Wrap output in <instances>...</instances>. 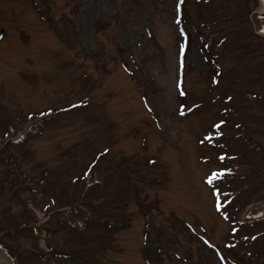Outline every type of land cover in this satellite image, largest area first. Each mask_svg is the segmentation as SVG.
<instances>
[{"label":"rangeland","instance_id":"obj_1","mask_svg":"<svg viewBox=\"0 0 264 264\" xmlns=\"http://www.w3.org/2000/svg\"><path fill=\"white\" fill-rule=\"evenodd\" d=\"M234 1L246 3L184 0L182 23L191 42L180 63L177 0H0V182L7 167L17 178L0 189V228L29 222L0 237L16 264H231L214 255L226 250L231 228L214 191L227 198L233 189L236 201H248L237 215L241 225L250 223L248 216L264 217V161L257 147H264V136L220 143L219 150L232 154L234 146L249 144L248 154L261 162L254 175L244 164L228 166L213 188L206 179L221 165L205 134L220 119L222 103L212 101L231 66L237 62V73L247 71L233 88L241 91L256 64L252 52L248 65L224 60L225 74L212 87L199 35H219L198 25L214 13L225 16ZM251 8L247 22L216 26L228 44L254 29L264 47V0ZM98 19L104 24L97 32ZM256 126L264 133V121ZM5 127L25 139L4 143L10 137H1ZM92 160L76 200L79 185H69ZM96 184L105 192L91 191ZM119 188L127 202L111 213L125 220L114 230L113 214L99 213ZM89 190L93 199L85 198ZM256 243L264 261V240ZM83 246L86 255L72 262L54 256ZM227 253L235 263L257 264L242 246Z\"/></svg>","mask_w":264,"mask_h":264},{"label":"trees","instance_id":"obj_2","mask_svg":"<svg viewBox=\"0 0 264 264\" xmlns=\"http://www.w3.org/2000/svg\"><path fill=\"white\" fill-rule=\"evenodd\" d=\"M201 1L198 4H204L208 5L211 3V0H198ZM204 1V2H203ZM246 3L243 4H237V1H234L231 4V8L234 5V9H227L228 12L225 16L219 15L220 13H217V15L214 13L212 17L209 19L208 17H204L205 21H203L200 18V24L198 25L199 29L204 27V28H209L210 32L214 30L217 31V35H219L218 38L214 39L213 37L208 36L207 38H204L203 36L199 37L202 39L201 41H204V47H203V52L206 55L207 59V65H208V70H209V81L211 86L216 85V79L221 78L222 74L224 73V69L221 67V63L224 60L227 59H232L234 60L235 58H238L242 64H246V58L245 56L247 55H252L249 56L252 58V61H255V68H253V77L251 80L248 78L245 80L247 82V88L241 91H234V86L237 85L238 82H240L246 75L247 71L244 70V72H238L235 70L240 63L235 62L233 66H231V76H229L224 83L222 81L220 88L221 92L217 94L216 98L212 101V103H217L220 102L222 103L221 107L219 108L217 115H219L220 119H217L213 123L210 124V129L213 130V134L219 135L218 137L214 138V147L215 150L218 154H222V150H219L220 147V142L225 141V145L227 144H232L233 142H236L237 138H240L241 140L247 141L250 140L249 138L251 135L254 136H264V133L260 132V128L256 126V121L262 120L264 121V87L260 85V82L263 81L264 79V61L260 59L261 55L264 53V47L261 42V37L254 33L253 31L250 30V32L245 33L244 36L240 37V40H235L234 43L229 42L228 44L226 41L229 40V36H227L224 33V36L221 34L223 31L218 29L216 26H218L221 22L223 21H233L235 19H241L243 18V23L247 22V15L250 13L252 10L253 4L255 5V0H244ZM248 4V6H247ZM239 5V6H238ZM183 10V9H182ZM202 20V21H201ZM103 21L101 19H98L95 22V30L98 32L100 31V28L103 25ZM201 25V26H200ZM197 27V28H198ZM220 28L225 29L224 26H221ZM250 28V27H248ZM242 30L237 28V32H241ZM212 33V32H211ZM210 33V34H211ZM209 39V40H207ZM191 41L189 39L186 40V45H189ZM241 42V44H239ZM239 49V54L237 55L235 51ZM262 61V62H261ZM250 69V68H248ZM225 74V73H224ZM207 76V74H206ZM259 85V89L256 90L253 87H256V85ZM251 86V87H250ZM232 132V133H228ZM8 129L5 127L3 134L1 137H7L8 135ZM4 143H8L9 145L15 146L11 142V138L7 137V140ZM244 144L242 149H239L238 146H234V154L232 153H227L225 151V154L227 157H232V164L234 166H239V164H244L248 170H249V175H254L255 171L259 168L260 162L264 161V147L261 143L257 144V147L260 149L259 154H261V157L263 158L261 161L259 159H253L248 153H249V145ZM5 155H3L0 151V162L4 161ZM95 165V161H89L87 165H85L80 173L77 176H74L73 178V183L69 186H72L73 189L77 188V185H79V189L77 188L76 194H74V198L81 199L82 196H78L79 193L82 192L83 186H84V174L87 169L91 170L92 167ZM5 173L6 176L3 178L0 182V189L1 192L4 191V188H2L4 182L7 180L10 183L17 184V178L11 176L14 175L12 174V171L7 167L5 168ZM9 176H11L9 178ZM17 176V175H16ZM247 176V175H246ZM18 177V176H17ZM245 177H243L244 179ZM243 179H240L242 182ZM71 181V180H70ZM40 183V181H38ZM81 185V186H80ZM100 185L96 184L94 185L93 188H91V191H95L96 193L105 192L99 191L97 187ZM9 187L12 188V185L9 184ZM59 188L55 187L54 192L56 195H53L51 197L52 201L51 204L54 205V199L59 193ZM126 192L125 189H120L115 192L116 195L113 200L109 201L110 205L108 206L109 208L107 210H104L103 213H99L103 218L107 217L106 215L110 214L112 211L118 210L119 208L123 207L127 200H125L124 193ZM7 194V192H5ZM232 193L235 195L233 189L229 192L228 197L232 200V204L230 205V210L227 212V221L231 224V229L229 232V236L227 237L226 244L230 247L229 253L232 254L234 251V247L238 246V249L240 246L243 247L244 250H246L247 253H249V257L251 259H255L257 264H264V261H260L258 258L259 253L257 252L258 247H255L257 244L256 241L258 238L260 240H264V220L262 221H256L251 224H245L244 226L238 223V218L237 215L239 212L245 207L248 201L243 200V201H236L234 197H232ZM108 193H105L107 195ZM80 195V194H79ZM93 194H90V190L88 191L87 195H85V198L87 199H93L95 196ZM58 199V198H57ZM135 200H138L137 202H141L139 198L137 197ZM86 204V203H83ZM49 205H46L45 207H48ZM111 206V207H110ZM232 206V208H231ZM6 211V210H5ZM99 212V210H98ZM112 216V227L109 225L110 229L113 228L114 230L117 229L119 220H125V218H120L116 217L114 214L111 213ZM122 218V219H121ZM26 221L20 222L19 225L14 222L11 223L9 222L6 225V227L0 228V237L5 236V234L12 233L15 229L19 230L22 228L26 227V224H28V220L25 219ZM14 224V225H12ZM15 226V227H14ZM243 228L247 230L248 233H245L242 235L239 230ZM257 230V231H255ZM236 233H240V236H236ZM81 237V236H80ZM79 237V238H80ZM92 239V238H91ZM0 243L7 248L8 252L15 257L13 250L9 248V245L7 241H4L3 238H0ZM260 243V242H259ZM84 248L74 250L72 249L71 252H69V257H67L68 260L71 262L73 260L79 259L80 257H83V255H86L84 251H87L86 246H83ZM91 249V247H90ZM234 255V254H233ZM80 264V263H79ZM84 264V263H82ZM247 264V263H246Z\"/></svg>","mask_w":264,"mask_h":264},{"label":"water","instance_id":"obj_3","mask_svg":"<svg viewBox=\"0 0 264 264\" xmlns=\"http://www.w3.org/2000/svg\"><path fill=\"white\" fill-rule=\"evenodd\" d=\"M0 264H15L6 250L0 246Z\"/></svg>","mask_w":264,"mask_h":264}]
</instances>
